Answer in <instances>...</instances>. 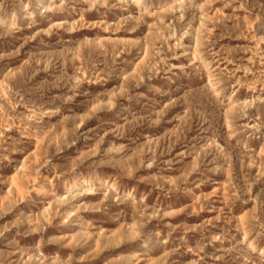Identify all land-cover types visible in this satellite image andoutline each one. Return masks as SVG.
Segmentation results:
<instances>
[{
    "label": "rangeland",
    "instance_id": "374dc122",
    "mask_svg": "<svg viewBox=\"0 0 264 264\" xmlns=\"http://www.w3.org/2000/svg\"><path fill=\"white\" fill-rule=\"evenodd\" d=\"M0 264H264V0H0Z\"/></svg>",
    "mask_w": 264,
    "mask_h": 264
}]
</instances>
